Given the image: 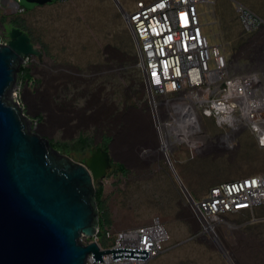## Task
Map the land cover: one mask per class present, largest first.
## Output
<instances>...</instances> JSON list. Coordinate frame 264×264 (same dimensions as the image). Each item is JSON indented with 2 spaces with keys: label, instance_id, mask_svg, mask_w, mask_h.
Listing matches in <instances>:
<instances>
[{
  "label": "built area",
  "instance_id": "built-area-1",
  "mask_svg": "<svg viewBox=\"0 0 264 264\" xmlns=\"http://www.w3.org/2000/svg\"><path fill=\"white\" fill-rule=\"evenodd\" d=\"M3 8L26 11L19 0H0ZM236 9L255 48L264 42V17L239 1ZM123 14L148 89L154 132V143L144 149L149 160L162 155L171 160L170 152L189 138L200 116L214 118L221 130L233 135L230 150L246 132L264 148V66L251 61L257 53L241 49L228 58L211 43L201 0H138ZM185 196L197 224L195 236L218 244L222 227L241 226L229 221V214L254 213L264 205V172L217 183L202 197L188 188ZM104 228L107 239L109 230ZM100 230L93 237L99 243ZM101 246L114 251L98 261L91 255L90 264H145L174 245L169 228L156 217L122 230L110 246Z\"/></svg>",
  "mask_w": 264,
  "mask_h": 264
},
{
  "label": "rangeland",
  "instance_id": "rangeland-1",
  "mask_svg": "<svg viewBox=\"0 0 264 264\" xmlns=\"http://www.w3.org/2000/svg\"><path fill=\"white\" fill-rule=\"evenodd\" d=\"M19 1L26 7V11L18 13L10 8L0 10V39L3 42L9 36L2 24L19 19L46 59L54 64L79 61L87 49L93 48L94 43L97 47L104 42L122 43L131 53L136 54L132 31L115 0H52L43 5L27 0ZM137 1L120 0L125 10L134 7ZM238 1L264 17V0H201L205 29L210 41L218 44L228 58L242 49L249 35L243 34L244 25L236 9ZM25 66L27 69L28 65ZM136 72L139 80L141 72L137 68ZM21 79L19 75L17 97L20 101ZM58 80L57 77L53 82ZM134 105L123 118L125 124L120 132L124 139L120 144V152L131 159L132 165L145 171L150 170L151 174L139 177L136 172L128 176L112 170L101 179L102 200L112 220V223L105 225L109 234L107 239L100 240L101 245L110 246L122 230L150 223L159 217L169 228L174 246L145 264H230L234 256L230 259L218 245L195 236L196 226L186 207L185 191L175 173L194 195L202 197L216 183L241 178L250 173H263L264 148L256 144L254 134L246 132L240 139L244 146V161L239 165L210 167L190 161L192 151L182 142L170 152L174 172L167 157L163 155L153 161L144 159L145 147L154 143V132L147 110L140 101ZM128 136L132 138L130 141L127 140ZM142 136L145 140L138 143V138ZM227 219L241 225L239 229L264 226V205L254 213L229 214ZM230 230L228 226L221 228L228 242H231ZM91 240L90 237H83L86 243Z\"/></svg>",
  "mask_w": 264,
  "mask_h": 264
},
{
  "label": "water",
  "instance_id": "water-1",
  "mask_svg": "<svg viewBox=\"0 0 264 264\" xmlns=\"http://www.w3.org/2000/svg\"><path fill=\"white\" fill-rule=\"evenodd\" d=\"M2 26L9 39H0V264H88L91 255L102 260L114 250L93 238L100 227L96 191L114 154L99 147L79 162L29 128L32 113L24 112L15 89L26 56H42V51L26 30ZM22 101L27 104L24 93ZM83 237L93 239L86 243Z\"/></svg>",
  "mask_w": 264,
  "mask_h": 264
},
{
  "label": "flooded vegetation",
  "instance_id": "flooded-vegetation-1",
  "mask_svg": "<svg viewBox=\"0 0 264 264\" xmlns=\"http://www.w3.org/2000/svg\"><path fill=\"white\" fill-rule=\"evenodd\" d=\"M243 34L249 33L243 30ZM251 42H254L253 35L249 34L242 49L257 53L251 61L264 66V42L256 44L255 48L251 47ZM25 65H28L30 74L26 71L21 73L23 83L20 96L22 100L24 93L27 104L23 101L20 104L25 113L27 108L32 113V116L28 115L29 128L47 139L53 148L79 162H85L92 151L99 147L113 152L108 174L115 165L128 168V176L136 172L139 177L151 174L150 170L132 165L131 159L120 152L117 142L125 124L124 115L135 107V102L140 101L148 113V89L137 53H131L122 43L104 42L98 47L94 43L93 48L87 49L79 61L54 64L42 52V56H26L22 68L27 70ZM136 68L141 72L139 80ZM57 77L60 79L55 84L53 81ZM76 113L81 114H78L79 118ZM148 118L152 126L149 113ZM243 135H238V147L230 150L233 135L221 130L214 118L200 116L195 130L183 143L192 151L189 155L192 162L210 167L239 165L245 159L244 146L240 141ZM130 139L131 136H128L127 140ZM138 139V143H141L145 137ZM144 159L149 160L146 155ZM229 234L231 242L220 233L221 242L215 245L230 259L235 257L230 264H264V226H256L255 229L231 227Z\"/></svg>",
  "mask_w": 264,
  "mask_h": 264
},
{
  "label": "trees",
  "instance_id": "trees-1",
  "mask_svg": "<svg viewBox=\"0 0 264 264\" xmlns=\"http://www.w3.org/2000/svg\"><path fill=\"white\" fill-rule=\"evenodd\" d=\"M14 23L17 26H19V27L21 25L24 26V24L19 19H14ZM24 71H26V73L28 75L30 74V72H29L28 69L25 70L22 67L20 69V73L19 74L21 75V73H23ZM256 144H257V142H256ZM113 170L117 171L118 173H124V174H127L129 172V169L126 168L124 165H115L113 167ZM251 174H255V173H250V174H247V175H251ZM247 175H245V176H247ZM102 194H103V187H102V185L98 184L97 185V191H96V200H97V205H98L99 223H100V228H101L100 233H99V237L103 241V240H105V237L104 236H105V233H106V230H105L104 227H105L106 224L112 223V220L110 218L109 212L104 207V201L102 200Z\"/></svg>",
  "mask_w": 264,
  "mask_h": 264
},
{
  "label": "bare ground",
  "instance_id": "bare-ground-1",
  "mask_svg": "<svg viewBox=\"0 0 264 264\" xmlns=\"http://www.w3.org/2000/svg\"><path fill=\"white\" fill-rule=\"evenodd\" d=\"M60 79V78H59ZM51 82V81H50ZM53 83V82H52ZM51 83V84H52ZM56 84V83H55ZM48 85V84H47ZM49 86V85H48ZM57 85H55V87H56ZM53 88H54V86H53ZM56 89H58V88H56ZM48 92V91H47ZM46 93V92H45ZM50 94H52L51 92H50ZM50 97V96H49ZM45 100V99H44ZM52 105V104H51ZM109 107V106H108ZM57 108V107H56ZM101 108V107H100ZM105 108H106V106H105ZM110 108V107H109ZM99 109V108H98ZM100 110V109H99ZM102 110H104V109H102ZM101 110V111H102ZM105 111V110H104ZM103 112V111H102ZM55 113V112H54ZM71 113V112H70ZM93 113V112H92ZM95 113V112H94ZM97 113V112H96ZM63 114V113H62ZM65 114V113H64ZM72 114V113H71ZM71 114H68V115H71ZM96 116V115H95ZM63 119V118H62ZM90 119V118H89ZM58 120V119H57ZM87 121H88V119H87ZM98 121V120H97ZM102 121V120H101ZM61 124H63V123H60V125ZM49 125V124H48ZM129 125V124H128ZM63 126H64V124H63ZM69 126V125H68ZM65 127V126H64ZM55 128V127H54ZM133 129V128H132ZM135 129V128H134ZM49 130V129H48ZM129 135V134H128ZM138 137V136H137ZM140 138H142V137H140ZM137 140V139H136ZM131 146V145H130ZM134 146V145H133ZM122 147V146H121ZM117 148V147H116ZM122 153V152H121ZM243 256V255H242Z\"/></svg>",
  "mask_w": 264,
  "mask_h": 264
},
{
  "label": "crops",
  "instance_id": "crops-1",
  "mask_svg": "<svg viewBox=\"0 0 264 264\" xmlns=\"http://www.w3.org/2000/svg\"><path fill=\"white\" fill-rule=\"evenodd\" d=\"M39 6V5H38ZM4 9V8H3ZM0 10H2V9H0ZM34 10H36V8L34 9ZM203 11V10H202ZM203 16H204V11H203ZM13 22V23H12ZM15 25V26H17L15 23H14V20H12V21H10V22H8L6 25L8 26V27H10V26H13V25ZM22 29H24V30H26L27 31V29L25 28V26H23V25H21L20 26ZM207 31V30H206Z\"/></svg>",
  "mask_w": 264,
  "mask_h": 264
}]
</instances>
